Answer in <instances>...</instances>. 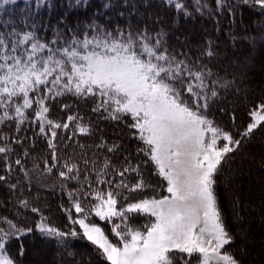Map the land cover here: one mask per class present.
Segmentation results:
<instances>
[{
  "label": "snow or ice",
  "instance_id": "snow-or-ice-1",
  "mask_svg": "<svg viewBox=\"0 0 264 264\" xmlns=\"http://www.w3.org/2000/svg\"><path fill=\"white\" fill-rule=\"evenodd\" d=\"M17 2L0 0V9ZM45 2L37 0V8ZM165 2L185 16L191 15L180 0ZM24 3L30 7L29 0ZM88 3L68 0V8ZM196 3L198 10L207 7L200 0ZM216 3L223 9L228 0ZM239 3L258 7L264 16V0ZM23 23L27 26L28 22ZM58 24L65 31L58 27L51 40L43 39L35 30L18 31L11 20L2 24L5 29L11 26V31H0V128L12 126L16 133L14 137L0 135V156L6 160L0 182L13 195L20 193L16 197L19 209L38 214L36 228L42 237L64 245L69 238L82 236L108 264H239L225 251L232 237L219 207L217 177L226 158L264 125V103L249 112L250 122L234 135L207 114L227 84L212 79L207 65L186 53L170 51L163 29L154 35L132 25L109 29L94 19L76 27L65 19ZM206 55L211 59L214 53L208 50ZM68 96L91 100L95 105L91 110L102 119L124 123L159 185L147 183L141 163H134L130 156L123 158L120 169L98 151L79 160L66 157L61 161L59 133L71 132L68 140L77 134L93 135L91 123L78 113L68 114L63 122L50 118L52 102ZM61 107L71 112V105L62 103ZM33 125L51 153L52 163L44 160L43 171L51 174L56 168L63 182L78 185L66 192L70 207L64 211L72 225L68 230L52 224L39 207L23 197L22 185L31 184L24 164L29 152L25 149L22 156L10 159L15 146L28 139L21 138L20 133ZM80 147L83 150L84 146ZM119 148L118 144L109 146L104 139L95 145L96 150L108 153ZM14 168L23 173V181L12 176ZM39 169L34 161L31 171ZM126 175L135 182L127 183ZM94 183L107 185V190L93 188ZM120 189L140 192L141 198H131ZM161 189L166 194L161 195ZM120 200L128 202L120 204ZM140 216L145 222L137 226L134 221ZM95 218L110 227L106 230ZM0 225H6L0 226V264H17L6 245L32 229L20 227L7 217H0Z\"/></svg>",
  "mask_w": 264,
  "mask_h": 264
},
{
  "label": "trees",
  "instance_id": "trees-1",
  "mask_svg": "<svg viewBox=\"0 0 264 264\" xmlns=\"http://www.w3.org/2000/svg\"><path fill=\"white\" fill-rule=\"evenodd\" d=\"M180 2L190 16H185L182 11L178 12L165 0H89L87 6L81 4L71 10L68 8V0H46L39 8L37 0H29L30 7L27 8L24 0H18L16 5H6L0 9V31H11V26L7 29L2 26L3 22L11 20L18 31L35 30L43 39L51 40L55 38L54 32L58 27L65 31L64 26L58 24L61 19L67 20L71 27L87 24L93 19L109 29H127L132 25L135 29L146 28L152 35L163 29L167 33L170 51L178 55L186 53L192 60L207 65L213 73L212 79L227 84V87L220 89L218 101L210 105L207 114L217 125L235 135L238 131H243L250 122L249 112L259 103H264V84L261 83L263 86L258 89L251 82L257 80L258 75L260 77L259 68L264 63V16L259 14L258 7L241 4L239 0H228L223 9L217 7L216 0H200V4H206L207 7L199 10L196 0ZM105 4L110 7L105 8ZM25 20L28 22L27 26L23 23ZM208 50L214 53L211 59L206 55ZM246 62L254 63L244 66ZM259 83L260 79L256 85ZM62 103L71 105V112L62 110ZM94 106L91 100L86 102L71 96L52 102L50 118L63 122L68 114L78 113L93 127V135L90 137L77 134L73 140H68L66 137L71 132L58 134V155L61 161L66 157L79 160L81 156H91L93 151H98L100 156L109 157L116 168L120 169L124 164L123 158L130 156L134 163H141V174L145 181L153 186L159 185L152 167L143 163L144 158L138 154L139 144L132 138L131 130L124 123L102 119L100 114L91 110ZM5 133L10 137L16 135L12 126L0 128V135ZM20 136L28 139L23 145L15 146L10 159L14 161L17 156H22L25 149L29 152V156L24 158V164L30 171L31 184L25 182L22 185L23 197L28 198L33 206L39 207L52 224L61 230H68L72 225L64 211L70 207L66 192L76 189L78 185L75 182H63L56 168L51 174L43 171L44 160H48L49 165L52 163L51 153L45 138L38 134L35 125L25 128ZM101 139L107 141L109 146L120 145L119 150L115 153L96 150L95 145ZM263 143L264 125L250 139L245 140L237 152L226 158L223 171L217 177L219 207L232 237V243L225 246V251L233 255L239 264H264V249L253 253L256 250L254 245L258 242L255 228L263 226L264 230V218H261L264 215V183H261L263 187L259 186L261 188L257 189L252 180L248 184L246 179L250 176L247 167H251V158L259 156L264 149ZM81 145L84 146L83 150ZM34 161L40 165L38 172L31 171ZM5 163V158L0 156V174H4ZM251 163L257 165V162ZM81 168L83 169L82 164ZM260 168L264 169L262 165ZM12 176L24 180V175L18 168H14ZM124 179L130 185L135 182L132 176L126 175ZM96 187L107 190V185L94 183L93 188ZM120 191L134 199H139L142 195L140 192L129 193L125 189ZM149 193L151 194V189ZM160 194L166 193L161 189ZM19 195L20 193L13 195L0 182V217H7L20 227L32 229L30 233L12 238L6 245L9 255L17 264H108L99 256L95 246L82 236L69 238L64 245L55 239L42 237L36 228L38 214L20 210L16 199ZM127 202L120 200V204ZM257 215H262L261 219H257ZM95 219L106 230L110 227L107 222ZM144 222L143 216L134 221L137 226Z\"/></svg>",
  "mask_w": 264,
  "mask_h": 264
},
{
  "label": "rangeland",
  "instance_id": "rangeland-1",
  "mask_svg": "<svg viewBox=\"0 0 264 264\" xmlns=\"http://www.w3.org/2000/svg\"><path fill=\"white\" fill-rule=\"evenodd\" d=\"M250 63L253 64L254 62H249V63L246 62L245 64L244 63L243 64H244V66H249ZM243 64H241V66ZM259 72H260V77H259V75L257 77V80L260 79L259 85H256L257 84V80L256 79H255V81L251 80V82H253L252 83L253 87L254 88L256 87L258 89L261 88V86H263L262 84H264V63L259 68ZM251 162H255V163L257 162V165H253ZM251 162H250L251 167H247L250 170V173H249L250 176L248 178L246 177V179H248L247 183L250 184V182H251L250 180H252L253 181L252 184L254 186H257V189H260L261 187H263V186H261L262 185L261 183H264V174L261 173V172H264V169L260 168L261 165L264 167V149L262 151H260L259 156H256V155L253 156L251 158ZM246 174H248V172H246ZM257 177H258V179H257ZM257 180H258V182H257ZM259 183H260V185H258ZM259 186H261V187H259ZM261 199H263V198H261ZM257 204H259V202ZM261 216L262 215H257L256 217H257V219H259ZM261 218H264V215ZM258 222H259V220H258ZM255 230H256V238L258 239V242H257V244L254 245L255 248H256V250L254 249V252H253L254 254L259 253V250H263L264 249V230H263V226L261 228H259L257 226L255 228ZM78 231H79V229H78ZM83 239L86 240L85 238H83ZM254 246H252V247H254ZM263 259H264V257H263Z\"/></svg>",
  "mask_w": 264,
  "mask_h": 264
},
{
  "label": "bare ground",
  "instance_id": "bare-ground-1",
  "mask_svg": "<svg viewBox=\"0 0 264 264\" xmlns=\"http://www.w3.org/2000/svg\"><path fill=\"white\" fill-rule=\"evenodd\" d=\"M264 144V143H263Z\"/></svg>",
  "mask_w": 264,
  "mask_h": 264
}]
</instances>
